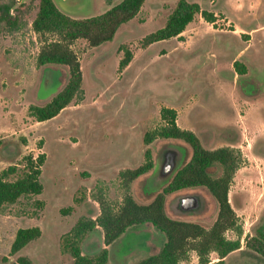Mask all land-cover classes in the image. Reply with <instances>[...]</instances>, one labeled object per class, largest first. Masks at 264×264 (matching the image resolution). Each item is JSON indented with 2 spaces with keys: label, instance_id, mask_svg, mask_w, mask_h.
<instances>
[{
  "label": "rangeland",
  "instance_id": "374dc122",
  "mask_svg": "<svg viewBox=\"0 0 264 264\" xmlns=\"http://www.w3.org/2000/svg\"><path fill=\"white\" fill-rule=\"evenodd\" d=\"M61 1L67 6L66 0ZM61 1L54 0L62 12L86 18L120 0L111 4L83 0L68 5L70 8ZM188 1L214 12L217 21L210 24L198 15L181 37L142 49L139 41L163 27L178 2L146 0L139 15L121 26L113 41L90 47L78 40L73 48L81 61L83 91L46 122L30 117L28 108L49 102L67 83L69 71L62 65H37L41 43L32 28L33 14L14 32L0 30V171L18 164L24 156L46 154L42 194L22 197L0 213V264H16L19 256L28 257L33 264H72L71 256L61 251V236L81 216L99 214L94 194L102 191L113 202L121 200L119 173L140 166L147 147L155 167L138 178L131 191L138 202H150L169 181L168 175L162 178L172 169L164 158L166 150L182 151V163L192 154L191 147L179 140L143 143L144 134L161 125L164 107L174 108L178 125L195 132L206 148L231 147L242 153L243 162L230 191L243 228L242 248L228 255L226 262L264 264V257L245 246L246 236L264 228V0ZM123 44L134 57L121 71L123 52L119 47ZM239 58L248 72L236 81L233 62ZM172 151L169 158L174 162L178 151ZM186 194L204 196L205 211L175 215L169 207L171 201ZM166 210L180 220L209 227L218 205L206 188L195 187L168 194ZM30 227H39L41 236L11 256L16 232ZM227 237L237 238L234 232ZM164 242L165 236L151 224L133 227L111 246L108 264H134L158 253ZM103 247L102 231L96 229L87 236L83 251L94 255ZM210 257L217 261L216 253ZM179 264L200 263L191 252Z\"/></svg>",
  "mask_w": 264,
  "mask_h": 264
},
{
  "label": "trees",
  "instance_id": "16d2710c",
  "mask_svg": "<svg viewBox=\"0 0 264 264\" xmlns=\"http://www.w3.org/2000/svg\"><path fill=\"white\" fill-rule=\"evenodd\" d=\"M111 1L106 2L111 4ZM145 1L120 0L99 15L73 18L62 12L54 0H30L27 3L0 0V30L14 32L25 24L28 15L33 14L32 28L41 43L37 65H62L69 71L65 86L46 104L30 105L29 116L37 122H46L70 106L82 93L84 82L80 57L73 48L74 44L78 40H85L90 47H98L113 41L120 27L139 15ZM198 15L210 24L217 21L214 12L203 10L198 3L178 0L164 26L144 36L139 46L146 49L154 43L180 37ZM119 50L123 52L119 69L123 71L131 63L134 54L125 44ZM233 67L239 75L248 72L247 66L239 60L233 63ZM177 116L176 110L162 108L161 125L147 131L143 143L149 146L157 139L182 141L192 149L188 161L177 169L148 203L138 202L131 188L138 178L154 169L151 148L147 147L144 162L140 166L121 170V200L113 202L99 191L93 195L99 214L95 218L81 216L70 231L61 236V251L71 256L72 264H108L111 246L126 236L131 228L144 224L153 225L165 236V242L158 253L134 264H179L191 252L197 254L200 264H228V255L241 249L243 228L231 204L230 191L243 162L242 153L231 147L206 148L195 132L178 125ZM45 160L44 153L27 155L18 164L0 171V213L22 197L42 194L44 186L41 176ZM195 187L206 188L218 205L216 219L209 227L180 220L166 210L168 194ZM96 229L102 231L104 247L94 255L85 254L84 242ZM228 232H234L237 238H228ZM41 234L39 227L18 229L11 244L10 255L19 254ZM245 246L264 257V228L257 230L254 236H246ZM213 253H216L217 261L211 260ZM16 264L33 262L26 256H19Z\"/></svg>",
  "mask_w": 264,
  "mask_h": 264
},
{
  "label": "water",
  "instance_id": "95a60500",
  "mask_svg": "<svg viewBox=\"0 0 264 264\" xmlns=\"http://www.w3.org/2000/svg\"><path fill=\"white\" fill-rule=\"evenodd\" d=\"M66 1L68 2L67 6L64 4L63 1H61V4L64 7L66 6L70 8L68 5H74L83 0H66ZM69 10L73 11V9H69ZM248 93H250V91H248ZM172 150L178 151V153L176 152L177 158H176V161L174 162H172L169 158V156L172 155L171 153L174 152ZM164 158L166 159V161H168V164H167L168 167L172 169L171 171L167 170L168 174L166 173V175H163V176L161 175V176L162 178H165L168 175L170 179L174 175V173L177 171V169L182 166L183 164L182 162L184 159V153L182 151L180 152L179 149L176 150L174 148H169L166 150ZM156 180H159V176L156 178ZM153 189H156V188H153ZM206 206H207V202L204 196L199 195V194H186V195H180L176 197L175 199H173L169 207L174 212V214L177 216H184V215L194 216V215H199L203 213L206 209Z\"/></svg>",
  "mask_w": 264,
  "mask_h": 264
},
{
  "label": "crops",
  "instance_id": "0c3cea01",
  "mask_svg": "<svg viewBox=\"0 0 264 264\" xmlns=\"http://www.w3.org/2000/svg\"><path fill=\"white\" fill-rule=\"evenodd\" d=\"M208 23V22H207ZM184 33V32H183ZM183 35V34H182ZM181 37V36H180ZM237 60H239V61H241V62H243L240 58L239 59H237ZM237 60H234V62L235 61H237ZM233 62V63H234ZM244 63V62H243ZM245 64V63H244ZM246 65V64H245ZM247 66V65H246ZM234 68V67H233ZM247 68H248V66H247ZM234 71H235V69H234ZM234 73H236V71L234 72ZM247 74V73H246ZM239 76H243V75H239V74H235V79H236V81H237V78L239 77ZM251 88L252 89H250V90H247V93H248V91H250V93L252 92V90H253V87L251 86ZM250 93H248V94H250ZM168 108H170V107H168ZM172 109H174V108H172ZM175 110V109H174ZM202 141V140H201ZM122 239V238H121ZM242 248V247H241ZM239 251V250H238ZM237 252V251H236Z\"/></svg>",
  "mask_w": 264,
  "mask_h": 264
},
{
  "label": "flooded vegetation",
  "instance_id": "af4514ba",
  "mask_svg": "<svg viewBox=\"0 0 264 264\" xmlns=\"http://www.w3.org/2000/svg\"><path fill=\"white\" fill-rule=\"evenodd\" d=\"M133 239H134V238H133ZM141 243H142V241H140V244H141ZM140 244H139V245H140ZM120 245H121V244H120ZM139 245H136V247H139Z\"/></svg>",
  "mask_w": 264,
  "mask_h": 264
}]
</instances>
